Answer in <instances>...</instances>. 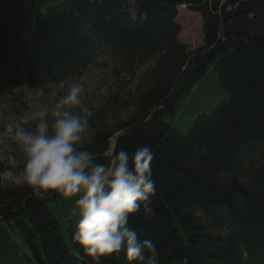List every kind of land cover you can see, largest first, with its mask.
<instances>
[{
    "label": "trees",
    "instance_id": "trees-1",
    "mask_svg": "<svg viewBox=\"0 0 264 264\" xmlns=\"http://www.w3.org/2000/svg\"><path fill=\"white\" fill-rule=\"evenodd\" d=\"M177 7L201 16L193 51L177 40ZM99 53L127 72L151 63L129 117L111 125L97 112L93 143L82 148L100 163L109 149L155 153L156 216L147 222L141 210L129 225L156 243L158 264H264V0H0V89L65 81ZM209 69L228 96L182 133L163 115ZM75 214L58 192L36 198L27 185L0 184L4 260L95 264L72 239ZM99 264L148 261L129 262L121 250Z\"/></svg>",
    "mask_w": 264,
    "mask_h": 264
},
{
    "label": "clouds",
    "instance_id": "clouds-1",
    "mask_svg": "<svg viewBox=\"0 0 264 264\" xmlns=\"http://www.w3.org/2000/svg\"><path fill=\"white\" fill-rule=\"evenodd\" d=\"M38 92L42 95L44 90ZM84 92V82L74 80L51 111L40 104L30 112L31 127L16 126L14 139L23 152V181L36 198L53 192L66 198L78 196L72 239L95 264L121 250L129 262L147 259L148 264H158L156 243L141 239L142 233L129 225L131 215L141 210L147 222L156 216L151 204L157 192L151 166L155 153L142 145L131 152H109L107 163L98 162L91 151L82 148L85 142L93 143Z\"/></svg>",
    "mask_w": 264,
    "mask_h": 264
},
{
    "label": "rangeland",
    "instance_id": "rangeland-1",
    "mask_svg": "<svg viewBox=\"0 0 264 264\" xmlns=\"http://www.w3.org/2000/svg\"><path fill=\"white\" fill-rule=\"evenodd\" d=\"M128 1L131 4L134 2ZM175 21L180 25L177 35L180 43L186 45L189 51L202 46V20L198 13L189 11L186 7H177ZM150 66L151 63L136 65L127 72L118 59L99 53L84 70L65 81L45 84L20 81L3 86L0 89V184L5 188L26 185L22 176L23 152L14 139V131L17 125L32 126L28 119L31 111L40 104H44L51 111L64 89L72 81L82 80L85 84L83 103L91 111L89 120L97 112H102L104 119L111 125L123 122L132 112L128 103L138 80L145 68ZM39 89L44 90L42 95L39 94ZM52 92L56 95H52ZM227 96L228 92L209 69L192 89L176 99L174 113L164 114L163 120L185 133L197 115L209 113ZM108 151L111 152V149ZM77 198L78 196L66 198L68 206L71 207ZM72 220L76 222L78 215L75 214ZM4 259L6 254L0 249V260ZM3 264H26V261L20 257L12 261L4 260Z\"/></svg>",
    "mask_w": 264,
    "mask_h": 264
},
{
    "label": "water",
    "instance_id": "water-1",
    "mask_svg": "<svg viewBox=\"0 0 264 264\" xmlns=\"http://www.w3.org/2000/svg\"><path fill=\"white\" fill-rule=\"evenodd\" d=\"M114 142V140L112 141V143ZM110 150V149H109ZM109 153V151L107 152V154Z\"/></svg>",
    "mask_w": 264,
    "mask_h": 264
}]
</instances>
